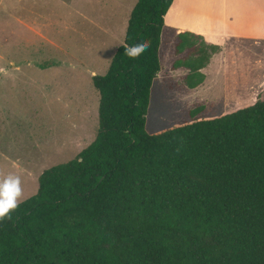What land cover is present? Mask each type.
I'll use <instances>...</instances> for the list:
<instances>
[{
	"label": "trees",
	"instance_id": "trees-1",
	"mask_svg": "<svg viewBox=\"0 0 264 264\" xmlns=\"http://www.w3.org/2000/svg\"><path fill=\"white\" fill-rule=\"evenodd\" d=\"M174 1L137 0L107 71L92 76L94 140L0 217V264H264V99L147 130ZM217 49L177 34L187 86L204 82Z\"/></svg>",
	"mask_w": 264,
	"mask_h": 264
},
{
	"label": "rangeland",
	"instance_id": "rangeland-1",
	"mask_svg": "<svg viewBox=\"0 0 264 264\" xmlns=\"http://www.w3.org/2000/svg\"><path fill=\"white\" fill-rule=\"evenodd\" d=\"M136 2L0 0V181L20 178L17 203L37 192L46 168L94 140L100 97L92 76L107 71ZM183 30L218 47L196 88L186 85V68L173 67ZM160 56L149 132L264 99V0H175Z\"/></svg>",
	"mask_w": 264,
	"mask_h": 264
},
{
	"label": "clouds",
	"instance_id": "clouds-1",
	"mask_svg": "<svg viewBox=\"0 0 264 264\" xmlns=\"http://www.w3.org/2000/svg\"><path fill=\"white\" fill-rule=\"evenodd\" d=\"M147 46V42L133 44L125 51L129 57H134L139 55ZM20 194V178L18 176H8L0 181V217L5 216L17 206V198Z\"/></svg>",
	"mask_w": 264,
	"mask_h": 264
},
{
	"label": "crops",
	"instance_id": "crops-1",
	"mask_svg": "<svg viewBox=\"0 0 264 264\" xmlns=\"http://www.w3.org/2000/svg\"><path fill=\"white\" fill-rule=\"evenodd\" d=\"M171 7H172V6H171ZM170 9H171V8H170ZM169 11H170V10H169ZM169 11H168V12H169ZM166 15H167V14H166ZM165 17H166V16H165ZM183 31H185V30H183ZM181 32H182V31H181Z\"/></svg>",
	"mask_w": 264,
	"mask_h": 264
}]
</instances>
